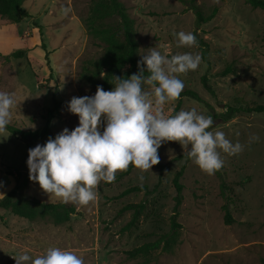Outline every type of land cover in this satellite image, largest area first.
I'll return each mask as SVG.
<instances>
[{"label":"rangeland","instance_id":"obj_1","mask_svg":"<svg viewBox=\"0 0 264 264\" xmlns=\"http://www.w3.org/2000/svg\"><path fill=\"white\" fill-rule=\"evenodd\" d=\"M120 1L134 20L139 56L152 47L166 56L200 55L198 46L178 47L172 35L194 28V14L184 4L178 0ZM195 1L204 12L217 7L216 14L197 29L208 43V62L201 60L195 71L177 75L184 82L183 90L197 92L201 100L178 97L165 103L163 112L169 115L176 105V112L195 108L212 118L210 130L224 132L233 143L239 141L243 151L231 156L221 152L222 168L208 175L182 156L178 142H164L158 149L161 171L156 164L147 171L133 167L110 183L100 182L94 189L96 198L87 205L72 203L75 212L58 224L48 216L28 220L0 209V264H15L12 256L22 253L35 258L50 246L74 252L84 264H261L264 111H240L223 122L212 115L227 106L264 104V10L243 0ZM21 6L29 16L19 22L0 15V54L23 49L21 57L0 55V91L12 94L16 101L9 123L22 129L40 128L42 115L56 101L57 114L48 123L50 133L56 135L65 127L72 130L78 118L67 111V101L93 95L101 80L100 74L82 77L84 60L102 55L98 40L87 30L94 0H23ZM62 7L69 9L67 15L61 14ZM227 64L233 69L221 73ZM203 74L212 92L202 86ZM145 90H149L147 85ZM252 136L258 140L249 143ZM25 157V142L7 129L0 131V182L15 178L19 170L28 173ZM181 165L183 199L176 214L180 224L176 242L170 250L157 248L127 257L126 250L169 229L175 193L172 177ZM221 182L226 187L224 195ZM132 185H145L147 191L120 194ZM25 193L48 202L61 201L30 180ZM126 203H134L137 209L129 225L133 208L119 211ZM224 203L233 219L229 224L223 221Z\"/></svg>","mask_w":264,"mask_h":264},{"label":"clouds","instance_id":"obj_2","mask_svg":"<svg viewBox=\"0 0 264 264\" xmlns=\"http://www.w3.org/2000/svg\"><path fill=\"white\" fill-rule=\"evenodd\" d=\"M60 11L67 15L69 9ZM172 35L178 47L198 46L191 31ZM201 59L191 52L166 56L152 47L140 56L136 73L127 78L113 76L110 90L97 85L93 95L71 97L66 107L77 116L78 125L72 130L65 127L27 150L28 179L63 203L87 205L96 198L94 189L100 182L114 181L118 171L130 165L150 170L167 141L178 142L183 155L206 174L220 170L224 163L220 153L236 155L244 146L231 142L222 131L210 130L212 118L195 108L167 116L163 112V105L177 99L184 88L177 74L195 71ZM15 105L12 94L0 91V131L9 124ZM255 140L258 137L252 136L249 143ZM12 257L15 264H84L74 252L54 246L35 258L27 253Z\"/></svg>","mask_w":264,"mask_h":264},{"label":"trees","instance_id":"obj_3","mask_svg":"<svg viewBox=\"0 0 264 264\" xmlns=\"http://www.w3.org/2000/svg\"><path fill=\"white\" fill-rule=\"evenodd\" d=\"M186 8H189L194 14L193 30L195 34L198 47L200 51L201 60L207 61L208 43L199 36L197 29L199 26L211 19L217 12V7L213 6L209 11L204 12L195 0H178ZM252 7H258L264 10V0H243ZM23 0H0V15L6 17L12 23L19 22L21 19L28 17L29 13L22 8ZM90 23L87 25L88 33L91 37L96 38L97 44L102 48V55L95 60H84V73L82 77L94 78L97 75H101L100 85L104 90H110L115 81L113 76L127 78L133 73L138 71L137 61L140 59L138 54V41L134 31V20L128 15L126 9L120 0H94L93 13L90 17ZM41 46H43L41 44ZM1 55V54H0ZM23 55V49H15L7 54L1 55L4 59L10 57H21ZM208 62V61H207ZM141 67H144L141 65ZM233 69L232 64H227L221 69V73L230 72ZM147 75V72L145 73ZM202 86L212 92L211 86L208 84L206 75L201 76ZM188 96L196 100H201L197 92L191 89H184L180 93L179 97ZM58 103L53 101V106L46 110L42 115L44 120L43 126L36 129H22L13 124H8L5 129L10 134L23 140L26 145V159L27 150L34 147L39 141L47 136L54 137L55 134L50 133L48 123L51 118L55 117ZM178 105L174 107L170 114H175ZM244 112H261L264 111V104H253L247 106H227L223 112L214 113L212 117L220 121H227L235 113ZM169 114V115H170ZM188 158L186 155H182ZM161 171L163 163L156 164ZM133 166H129L126 171H118L115 179L127 174ZM183 173V165L175 171L172 177V183L175 193L173 195V213L170 219L169 229L159 235L157 238L144 242L138 246L125 251L127 257H135L138 255H145L153 249L160 248L161 250H170L173 244L176 242L178 229L180 224L176 220V214L179 205L182 202L183 185L180 182V178ZM15 182L13 187L5 194L0 196V209L9 210L12 214L32 220L37 217L48 216L56 224L66 222L69 220L70 215L75 212V207L72 203H63L62 201L48 202L40 198L26 195V189L28 186V173L18 171L15 174ZM221 194L224 195L225 183H220ZM134 190H145V185H132L124 188L120 194H124ZM134 203H126L119 208V211L133 208V216L127 225L133 222L137 209ZM223 208V221L225 224L232 222V216L228 210L226 203L222 205ZM261 264H264V259L261 260Z\"/></svg>","mask_w":264,"mask_h":264},{"label":"crops","instance_id":"obj_4","mask_svg":"<svg viewBox=\"0 0 264 264\" xmlns=\"http://www.w3.org/2000/svg\"><path fill=\"white\" fill-rule=\"evenodd\" d=\"M14 178L7 177L5 181L0 182V196L7 192L14 185Z\"/></svg>","mask_w":264,"mask_h":264}]
</instances>
